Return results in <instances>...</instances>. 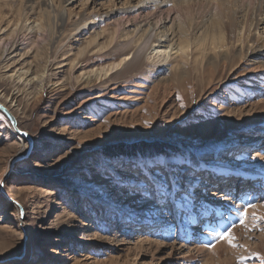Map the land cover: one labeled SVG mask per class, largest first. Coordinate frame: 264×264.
<instances>
[{
    "label": "rangeland",
    "instance_id": "374dc122",
    "mask_svg": "<svg viewBox=\"0 0 264 264\" xmlns=\"http://www.w3.org/2000/svg\"><path fill=\"white\" fill-rule=\"evenodd\" d=\"M58 1L63 0L54 4ZM210 1L178 0V6L190 5V12L177 16L174 27L194 28L184 32L192 46L203 39L208 43L213 34L217 40L221 36L218 41L224 44L215 47L216 53L207 47L208 54L196 63L198 47L190 46L175 59L146 61L113 79L120 69L85 84L79 80L83 72L112 66L132 48L125 47L126 39L135 37L134 28L146 17L115 16V21L122 19L121 46L103 47L116 25L104 13L136 0H74L65 6L71 14L61 32L54 21L56 11L47 25L42 0H0V27L6 28L0 33V52L8 41L16 47L8 63L0 59V103L24 133L12 126L0 104V264H157L170 244L180 245L176 223L194 217L188 223L201 230L206 214L198 207L207 202L226 208L220 232L236 231L231 251H217L216 246L230 244L217 237L202 257L187 261L192 256L187 253L194 252L184 248L166 259L171 264H264V219L257 224L248 213L250 205L264 199L248 203L249 185L220 187L213 182L219 175L209 171L220 164H250L264 147V132L258 136L245 130L251 122L264 120V105L257 114L237 111L264 103V57L246 54L263 48L264 25L256 24L255 8L263 13L264 1H239L235 16L222 18L218 27ZM21 2L22 12L15 7ZM89 18L93 23L82 27ZM47 27L55 30L54 36ZM250 39L255 40L253 47ZM228 42L235 46L228 47ZM40 78L42 83L34 85ZM175 161H188L197 172L193 183L198 190H193L191 203L146 195L139 182V171L147 174L154 164ZM256 170L264 173V166ZM211 191L222 195L210 196ZM5 197L11 202H4ZM13 198L23 209L19 218ZM211 210L207 215L216 223L220 219ZM258 211L264 214V202ZM244 212L249 216L241 225ZM24 223L27 236L21 230ZM138 237L169 245L141 248L134 245Z\"/></svg>",
    "mask_w": 264,
    "mask_h": 264
},
{
    "label": "bare ground",
    "instance_id": "6f19581e",
    "mask_svg": "<svg viewBox=\"0 0 264 264\" xmlns=\"http://www.w3.org/2000/svg\"><path fill=\"white\" fill-rule=\"evenodd\" d=\"M30 1L31 0H27V2H30ZM54 1L55 0H42L45 8H43L41 13L43 15H46L47 25L49 26L48 22H49L50 13L52 11H56L57 14L54 16V21H56L59 24V31L61 32L62 27L66 22V19H68L69 15L71 14V12H68V10L66 9L65 6H66V4L71 3L74 0L58 1L57 5L54 4ZM177 1L178 0H136V2L135 3L133 2L130 6H126L125 8L122 7L123 9H119V8L111 9L110 8L109 10H107L104 13L105 19L113 18L112 21L115 22L116 25H115L114 30H112L113 32L110 33L111 36H110L109 40L107 41L106 45L103 47H116V46L121 44V43L119 44V42H118V39L121 37L120 35H118L119 34L118 31H119V27H121V20L122 19L115 21L114 20L115 16L120 15L119 17L122 16L121 18L127 17V19L132 18V20L137 18V16H139V15H140V17L144 16L146 18L142 17V19H140L139 22L137 21L138 24L134 28L135 37L132 38L133 37L132 36L131 38L126 39V42H125L126 46L125 47H127V49H128V47H132V48H130L128 54L124 55L120 59L119 62L115 63L112 66H107V67H103V68H96V69L90 70L88 72H83L81 74L79 80L81 82H84L85 84H91V82L93 80H99L101 78H105L109 74V72L110 73L116 72L117 70L120 69V72H118L112 76V79H113L115 76L119 75L120 73H127L128 71H132V70L134 71V70L138 69L139 66L143 62H146V61H151V60L152 61L153 60H160V61L165 60V61H167L168 59L170 60L171 58L175 59L177 55L183 53L185 51V49L190 47V46L191 47H198V49L196 51L199 52L200 56L195 57L196 63L200 59H201L200 62H202L205 55L208 54L209 51H207V50H209V49L207 47H210V50H212L213 53H216L217 49L215 47L219 48V47H222V45L224 44V43H221L218 41V40L222 39L221 36L217 40L216 37L214 36L216 34H213V35H211L212 37L209 38L210 41L208 43H207V40L203 39L204 41L199 40L196 43L193 42L195 44L192 46L189 44V42L187 40L188 37H186L184 32L190 33L189 30L191 29L193 31L194 28L193 27L191 28L190 25L185 24V26H183L184 24H179V28L177 29L178 31L176 30V28L174 26H175V22H176L175 20L177 19V16H180L181 14L183 15V12H185V11L190 12L188 9V7L190 5L183 4L181 6H178ZM239 1H241V0H214V2L210 1V3L211 2L214 3L215 9L217 10V12L215 13V16H214V17H216L215 19H217V20H215L213 18L216 21L215 26L218 27L219 25H221L225 21L224 20L221 22L220 20H223L224 18L228 19V16L230 18L235 16V14L238 12V7L240 6ZM254 1H258L261 3L264 0H254ZM171 2L176 3L175 6ZM167 3H171V6L167 7ZM178 3H180V2H178ZM6 5L11 7L10 3H6ZM15 7H18L16 10L22 12L21 11L23 9L22 2ZM234 8L236 9V11ZM13 9H15V8H13ZM23 10L25 11V8ZM255 10L258 13L257 15L259 17L256 24L257 25H264V9L262 10L263 13H261V9L258 10L257 8H255ZM184 14L186 15L188 13L185 12ZM22 15H24V13L20 14V16H22ZM185 17H187V16H185ZM139 18H137V19H139ZM190 18H191V16H190ZM92 21H93V19L89 18V20L83 22L84 24H82L81 26L84 27L85 25L90 24ZM123 21H124V19H123ZM149 21H151V23H149ZM125 22H124V24H125ZM129 22H130V20L128 22H126V25H129ZM232 23H233V21L231 22V25H232ZM146 24H148V25L146 26ZM31 27H33V26L31 25L30 28ZM162 28H163V30H162ZM5 29L6 28L0 27V31H1L0 33L5 31ZM47 31L49 32L50 35H53V36L55 35V30L51 29V27H47ZM103 32H104V29H103ZM98 33H100V32H98ZM126 33H128V32H126ZM177 33H183V35L178 36ZM102 34L103 33L101 32L100 34H97V35L102 37L101 36ZM252 34H254V32H251V35ZM129 35H127V36H129ZM262 35L264 38V32L262 33ZM93 40H95V38ZM223 41H225V40L223 39ZM254 44H255V40L250 39L249 40V47H253ZM233 45H234V43L228 42L227 46L233 47ZM237 45H239V47H244L245 42H243V44L240 42H237ZM14 46H15L14 42L8 41L6 44V47H3V49H1L0 59L2 61H4V63H8L9 60L11 59L12 55L14 54V51L16 50V47H14ZM169 47H170V49H169ZM262 47L263 48L260 50L259 49L249 50V52L246 53V54H248V58L257 59V58L264 57V40L262 42ZM167 49H169V51H167ZM172 50H175V52L171 53ZM238 67L239 66L237 65L234 69H237ZM42 81H43V78H40L38 80L39 83H34V85H37V84L40 85L42 83ZM60 87H63V85H61ZM0 104L3 105V103H0ZM262 105H264V103H256V104L252 103V104H249L248 106L238 108L237 111H240L242 113L250 112L252 114L253 113L257 114L258 108ZM3 106L5 107V105H3ZM5 109L7 110V112L10 115H12L10 113L11 111L8 107H5ZM263 110H264V108H263ZM254 116H255V114H254ZM258 123L259 124H257V122H253V124H254V126H253V124L251 122L250 124L245 126L247 128L245 130L249 131V132L250 131L251 132L252 131L258 132V136H260V133L264 132V120L259 121ZM251 126H253L255 128H252ZM16 129L18 131V128H16ZM10 132L12 135H14L15 139H17L18 142L23 143V139H22L23 133L21 131H18V133H20L22 136L20 134H19L20 135L19 136L16 133H14L13 128H10ZM257 144H254V145H257ZM263 144H264V142L260 143V145H263ZM262 149H264V147L261 148V151L257 152L256 157L254 158L255 161H252L250 164H246V165H242V166L237 165V166H233V167L232 166H224L221 164L217 165V166H210L209 171L210 172L212 171L213 173L215 172L216 174L219 175L218 177H215V179H217V180H213L214 184H216L220 187L224 186V187H227L230 189L231 188L235 189L236 186L240 187L243 185H245V186L249 185L250 187H249V190L247 191L248 203L250 200L255 202V201H259V200L264 199V173L256 170V168L258 166H264V157L262 155V153H263ZM7 170H8V167L7 166L4 167V169L1 173V176L6 175ZM213 179H214V177H213ZM228 186H230V187H228ZM208 194H210V196H214V195L217 196L218 195V194L216 195V192H214V191L213 192L211 191ZM221 195L222 194H219L218 196H221ZM6 198L7 197H5L4 202H7V203L11 202V200H9L8 198L6 199ZM263 202H258V203L255 202L256 203V205L254 203L255 207L250 208L248 211V213L250 214V217L252 216L253 220H255V222L257 224L263 220V219H261V217H264V214H262V213H260V211H258V206ZM13 204H15V209L17 211L16 212V218H19L21 211L19 209L18 202L15 199L13 200ZM251 204H253V203H251ZM226 205L230 206V208H234V210H235V207H231L232 205L230 203H227ZM209 208L213 210L214 215H216L215 217H218L220 219V220H218V222L212 223L213 220L209 219V217L207 215V211L209 210ZM230 208H228V209H230ZM225 209L226 208H224V209L221 208L220 202H218V203L214 202L212 204L207 202L206 204H200L198 207V210H199V212L205 213L206 217L204 218L205 221L199 227L201 229L199 231H197L198 226H196V228H194L193 226H191V224L188 223L189 221H191V222L195 221L194 217H192V219H186L185 223H180V222L176 223V229L178 231V238L180 237L179 238L180 243L179 242L178 243L180 245L175 246V244H170L171 249L169 250L167 256L159 258V260L157 261V264H165L166 260L168 261L167 262L168 264H171L172 261L168 260L166 258L171 259V257H173V254L175 253V251H176V253H181L184 248H189V249L193 250V252H194V253H192L189 251V253H187L189 255L192 254L191 257L184 258L187 261H191V259H195V257H198V256L202 257L205 254V252L208 251V249H209V246L207 247V245L210 244L209 243L210 240L212 241V240H214L220 236V233H221L220 231L224 227L223 226L224 220H223L222 216H223V213H225L224 212ZM231 210H233V209H231ZM238 210H240V209H238ZM189 213H190L189 215H193L192 212H189ZM229 213H230V211L228 212V215H229ZM249 214H248V216H249ZM247 220H248V218H247ZM215 224H216V226H215ZM21 230L27 236L29 229L25 223H24V225H21ZM232 232L234 233L233 236H235L236 231H234V229H233ZM182 236H184L185 238L183 239ZM134 239L135 238H132L131 240H134ZM222 243L227 244L229 242L227 240H222ZM143 244L151 245V246L153 244H155L157 246V248H159V249H161L162 247H167L169 245L166 242L155 241L149 237L148 238H139L138 237V239L134 242L135 246L141 247V245H142L144 247ZM230 246H231V244H227V245H225V247L222 244H220V245L216 246V249H217V251L220 249L223 251V253H225V252L231 251L230 249H232V247H230ZM31 253H32L31 254L32 258H34L35 257L34 251L32 250ZM11 261H12V263H17L15 260H11Z\"/></svg>",
    "mask_w": 264,
    "mask_h": 264
},
{
    "label": "snow or ice",
    "instance_id": "6c2138e0",
    "mask_svg": "<svg viewBox=\"0 0 264 264\" xmlns=\"http://www.w3.org/2000/svg\"><path fill=\"white\" fill-rule=\"evenodd\" d=\"M196 176L197 172L191 168L190 162L175 161L171 164H154L147 174L139 171V182L144 185L146 195H158L165 202L183 200L188 204L192 201L193 190H198L193 183ZM196 183L198 184V181ZM250 206L255 207V205ZM20 215L23 216V211ZM246 219L247 212H244L240 218L241 225H244ZM234 239L230 230H225L219 236V240H227L230 244Z\"/></svg>",
    "mask_w": 264,
    "mask_h": 264
},
{
    "label": "water",
    "instance_id": "95a60500",
    "mask_svg": "<svg viewBox=\"0 0 264 264\" xmlns=\"http://www.w3.org/2000/svg\"><path fill=\"white\" fill-rule=\"evenodd\" d=\"M0 109H3V107H1L0 106ZM9 114V113H8ZM10 115V114H9ZM10 117H11V121H12V123H13V126H14V128L16 127L15 126V120L13 119V117H12V115H10ZM16 129V128H15ZM24 134V133H23ZM19 209H20V211H23V209H22V207L21 206H19Z\"/></svg>",
    "mask_w": 264,
    "mask_h": 264
}]
</instances>
